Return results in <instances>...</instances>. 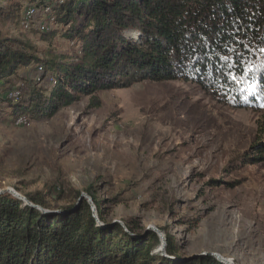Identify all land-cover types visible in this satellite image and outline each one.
<instances>
[{
	"label": "trees",
	"instance_id": "obj_1",
	"mask_svg": "<svg viewBox=\"0 0 264 264\" xmlns=\"http://www.w3.org/2000/svg\"><path fill=\"white\" fill-rule=\"evenodd\" d=\"M29 3L48 17V29L37 30L42 41L61 35L74 46L66 56L49 53L0 29V112L6 102L14 119L51 118L82 95L144 81H193L236 108L264 103V0ZM28 7L23 11L12 0H0V23L20 19L23 12L21 23L27 26L33 21ZM129 31L140 39L127 36ZM34 68L32 83L23 81L15 87L18 98L9 97L12 77ZM46 79L48 85L38 86ZM253 149L246 159L264 162V122ZM99 189L96 182L83 190L60 183L53 192L25 194L32 204L60 209L58 213H44L8 192L0 194V264H225L212 254L184 255L166 229L163 255L157 232L140 231L136 218L126 220V227L109 219L125 198L119 193L102 199ZM82 193L92 199L100 222ZM51 200L65 204L53 208ZM185 217L183 224L199 227L201 219Z\"/></svg>",
	"mask_w": 264,
	"mask_h": 264
},
{
	"label": "rangeland",
	"instance_id": "obj_2",
	"mask_svg": "<svg viewBox=\"0 0 264 264\" xmlns=\"http://www.w3.org/2000/svg\"><path fill=\"white\" fill-rule=\"evenodd\" d=\"M29 1L12 0L23 11ZM32 7L27 26L22 12L0 29L41 51L68 55L74 45L61 35L40 39L37 30L48 29V17ZM36 70L12 77L7 95L17 99L15 87L32 83ZM2 105L0 190L25 196L53 192L60 183L83 190L96 182L100 198H125L109 217L113 223L136 218L140 231L166 229L186 256L217 253L235 264H264V162L246 159L264 103L236 108L199 83L174 80L82 95L40 120L14 119ZM63 204L51 200L53 208ZM184 216L201 219L199 227L183 224Z\"/></svg>",
	"mask_w": 264,
	"mask_h": 264
},
{
	"label": "water",
	"instance_id": "obj_3",
	"mask_svg": "<svg viewBox=\"0 0 264 264\" xmlns=\"http://www.w3.org/2000/svg\"><path fill=\"white\" fill-rule=\"evenodd\" d=\"M128 35H129V37L132 36L131 33L128 34ZM3 192L11 193L13 196H15V197H17V198L23 200V201L25 202V204H27V205H31V206H33V207H37V208H39L41 211H43L44 213H57V212H60V211H57V210H55V211H54V210H45V209H43V208H42L41 206H39V205L32 204L26 196H24V195H22V194H19V193H18L17 191H15L14 189L8 188V189H2V190H0V194H2ZM81 197H85V198L88 200V202H89L90 205L92 206V209H93V211H94V213H95V217L98 219V216H97V213H96V207H95L94 203L92 202V199H91L86 193H82V194H81ZM98 221H99V219H98ZM99 222H100V221H99ZM124 227H125V225H124ZM148 230H153V231L157 232V234L160 236V238H161V242H162V244H161V248H160V251H162L163 254H164L165 256H167V255H166V247H167V243H166V235H165V234H164L159 228H157V227H151V228H149ZM211 254H212L213 256H215L219 261H221V262H223V263H225V264H235V263H233L231 260H229V259L223 257V256L220 255V254H217V253H211ZM202 255H205V254H202Z\"/></svg>",
	"mask_w": 264,
	"mask_h": 264
},
{
	"label": "bare ground",
	"instance_id": "obj_4",
	"mask_svg": "<svg viewBox=\"0 0 264 264\" xmlns=\"http://www.w3.org/2000/svg\"><path fill=\"white\" fill-rule=\"evenodd\" d=\"M28 16H32V15L29 13ZM16 95H18V94H16ZM15 97H16V96H15Z\"/></svg>",
	"mask_w": 264,
	"mask_h": 264
},
{
	"label": "snow or ice",
	"instance_id": "obj_5",
	"mask_svg": "<svg viewBox=\"0 0 264 264\" xmlns=\"http://www.w3.org/2000/svg\"><path fill=\"white\" fill-rule=\"evenodd\" d=\"M261 51H264V49H262Z\"/></svg>",
	"mask_w": 264,
	"mask_h": 264
}]
</instances>
